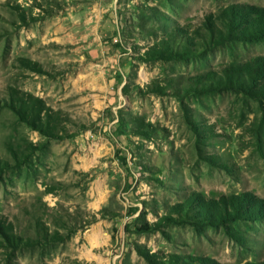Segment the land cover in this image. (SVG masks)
Listing matches in <instances>:
<instances>
[{"label":"rangeland","instance_id":"1","mask_svg":"<svg viewBox=\"0 0 264 264\" xmlns=\"http://www.w3.org/2000/svg\"><path fill=\"white\" fill-rule=\"evenodd\" d=\"M237 6L264 0H0V225L31 241L0 227V264H264V212L198 221L199 199L264 203V93L223 73L264 58V37L206 25L227 33ZM197 31L202 51L147 56ZM11 89L61 111L62 131L22 121ZM43 226L64 238L30 244Z\"/></svg>","mask_w":264,"mask_h":264},{"label":"trees","instance_id":"2","mask_svg":"<svg viewBox=\"0 0 264 264\" xmlns=\"http://www.w3.org/2000/svg\"><path fill=\"white\" fill-rule=\"evenodd\" d=\"M217 19L221 20L222 24L225 26V28H227V33L217 29L215 20L209 17L207 19L208 23L206 25L210 29V31L215 32V34L211 32L213 34V36L212 34H210L211 39L218 38L220 40H225L226 38L237 36L238 38L243 37L248 40H255L264 37V8L253 6L232 7L230 8V12L228 14H223V17L221 19ZM232 30H238V32L233 34ZM184 35V32L183 34L172 32L169 36V40H162L152 46L150 50L147 51V56H149L151 60H171L174 58H178L181 53L188 52L189 50L190 52H197L199 51V49L201 51L203 50V48L205 47L202 41L204 39L203 33L197 31L196 35L198 37H190L193 41V46L191 45V47L189 45V38L186 39L189 40L187 41V43L182 41V39H184ZM176 45L182 46L184 51L176 50ZM182 56H185V54ZM223 73L225 76L224 80L226 81L227 87L237 88L238 90L247 92L257 90V92L259 93H264V58H257L252 63V65L247 64L241 68L232 67L231 70H225L223 71ZM217 80L219 81V86L223 84L221 78L217 77ZM261 80H263V82L259 85ZM258 86L259 89H255V87ZM10 95L14 110L22 121L31 124L38 131L46 133L48 135H56L62 131V123L64 121V117L61 111L54 110L50 106H47L41 98L29 95L26 92L11 89ZM199 200L200 201L197 202L202 207L201 209L205 211V214L206 212L210 214L209 217H205L202 219L199 218L198 221L212 220L213 222H216V219L225 221L226 217H224V212L229 208V206H232L233 210H235L236 212L234 214L235 217L233 218L242 215H258L261 212H264V203L257 200L256 198H252L249 196L241 197V199H237V201L235 197H223L222 199H220V201L212 202H206L204 199ZM216 204L218 205L216 206ZM239 207H242L241 212L239 211ZM212 214L216 215L213 216ZM230 216L233 215L228 213V217ZM187 217L191 220L188 215ZM169 218L174 220L172 217ZM169 218L166 217L163 219V221H167ZM175 220L179 221L178 219ZM0 227H5L6 234L11 235V239H9V241L13 245L31 242L29 240L25 241L20 237H16L12 233L11 228L8 226L0 225ZM153 228L154 227L144 226L142 230H152ZM41 229L43 230L42 238L40 240L32 241V243L30 244L44 246L60 241L64 238L59 232L51 233L47 230H44V226ZM140 254L145 257L150 264H170L166 263L165 261H163V263L161 261H158L157 259V261H155L154 255L149 256L144 251H140Z\"/></svg>","mask_w":264,"mask_h":264}]
</instances>
